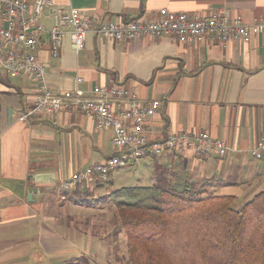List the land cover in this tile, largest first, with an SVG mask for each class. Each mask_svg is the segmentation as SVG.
<instances>
[{
    "label": "crops",
    "instance_id": "1",
    "mask_svg": "<svg viewBox=\"0 0 264 264\" xmlns=\"http://www.w3.org/2000/svg\"><path fill=\"white\" fill-rule=\"evenodd\" d=\"M55 2L104 22L153 19L164 8L179 13L225 8L246 24L264 18V0ZM42 21L52 27L48 18ZM49 41L44 34L38 54L52 91L82 90L92 96L97 87H123L141 105L161 101V109L146 123L151 140H163L169 132H208L231 149L224 158L199 157L191 150L145 157L157 158L155 167L207 184L213 195L234 196L238 208L264 193V161L250 152L264 139L263 34H253L247 43L202 44H178L168 37L115 41L89 34L81 52L67 37L58 57L50 54ZM36 94L32 76L11 78L0 69V264H72L96 257L91 247L105 246L83 222L96 215L90 200L113 192L108 190L113 173L108 184L91 178L63 193L58 188L79 170L122 154L113 145V130H98L95 120L80 111L22 119L33 110ZM114 102L118 110L130 104Z\"/></svg>",
    "mask_w": 264,
    "mask_h": 264
},
{
    "label": "built area",
    "instance_id": "2",
    "mask_svg": "<svg viewBox=\"0 0 264 264\" xmlns=\"http://www.w3.org/2000/svg\"><path fill=\"white\" fill-rule=\"evenodd\" d=\"M44 18L51 21L50 29L44 25ZM44 34L50 37V54L58 57L67 37L75 50L81 52L89 34L115 41L168 37L178 44L247 43L253 34L264 35V18L246 24L241 15L233 16L225 8L196 13L164 8L153 19L104 22L75 7L66 10L55 0H0V69L11 78L32 76L37 84L35 106L22 119L34 113L80 111L95 120L98 130H113V145L122 152L74 173L70 180L59 185V192L91 178L108 184L114 171L147 156L191 150L199 157L224 158L231 151L226 142L208 132H169L163 140H151L145 132L146 123L161 109V101L141 105L137 95L123 87H97L92 96L82 90L52 91L47 66L38 54V43ZM115 99L129 100V107L116 109ZM250 152L256 160L264 161V139Z\"/></svg>",
    "mask_w": 264,
    "mask_h": 264
},
{
    "label": "trees",
    "instance_id": "3",
    "mask_svg": "<svg viewBox=\"0 0 264 264\" xmlns=\"http://www.w3.org/2000/svg\"><path fill=\"white\" fill-rule=\"evenodd\" d=\"M162 169L151 186L101 198L116 209L130 264H264V193L238 208Z\"/></svg>",
    "mask_w": 264,
    "mask_h": 264
},
{
    "label": "rangeland",
    "instance_id": "4",
    "mask_svg": "<svg viewBox=\"0 0 264 264\" xmlns=\"http://www.w3.org/2000/svg\"><path fill=\"white\" fill-rule=\"evenodd\" d=\"M156 161L157 158L154 157L143 158L134 164L122 167L113 172L114 182L110 188L103 185L100 187L105 191H107V188L109 191H114L124 187L151 186L156 182V175L159 172L163 174L162 167H155ZM172 173L177 177L176 171ZM180 177L182 176L180 175ZM177 179L182 180L178 177ZM90 201L93 202L90 205L94 207L93 211L95 213L93 214L96 215L92 217L91 209H85L91 214V217H88L89 222L86 223L85 221L83 223L86 224L85 226L89 225L90 232L105 240V246L97 245L91 247L92 251L97 255L96 257L81 258L72 264H130L127 239L118 223L116 209L110 199Z\"/></svg>",
    "mask_w": 264,
    "mask_h": 264
}]
</instances>
